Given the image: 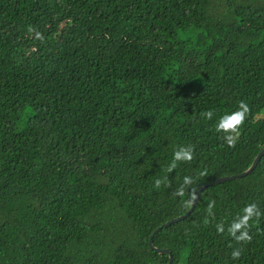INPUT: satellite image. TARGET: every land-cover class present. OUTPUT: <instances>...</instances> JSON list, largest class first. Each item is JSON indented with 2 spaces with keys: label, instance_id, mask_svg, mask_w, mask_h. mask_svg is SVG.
I'll return each mask as SVG.
<instances>
[{
  "label": "trees",
  "instance_id": "16d2710c",
  "mask_svg": "<svg viewBox=\"0 0 264 264\" xmlns=\"http://www.w3.org/2000/svg\"><path fill=\"white\" fill-rule=\"evenodd\" d=\"M240 101L229 147L215 125ZM263 147L264 0H0V264H167L148 240L187 211L183 178L241 173ZM249 203L264 211V155L153 245L172 264H264V216L249 244L216 230Z\"/></svg>",
  "mask_w": 264,
  "mask_h": 264
},
{
  "label": "clouds",
  "instance_id": "9594fccd",
  "mask_svg": "<svg viewBox=\"0 0 264 264\" xmlns=\"http://www.w3.org/2000/svg\"><path fill=\"white\" fill-rule=\"evenodd\" d=\"M29 33L35 31L31 26L28 28ZM37 37L40 34L37 33ZM251 112V108L245 101H240L238 109L231 113H226L220 117L215 125V130L218 133H223L222 139L226 142L229 147H235L236 142L241 134V129L245 125L246 120ZM214 112L209 109L201 113V117L208 120H212ZM194 147L179 146L173 153V158L171 163L167 166L166 171L168 173L173 172L177 166L178 162L190 163L194 159ZM201 177H206L208 175L207 170L199 173ZM170 187L171 184L168 181V177L165 176L162 179L158 178L155 180L154 187L160 189L161 186ZM195 181L191 176H185L183 182L174 192L175 196H178L182 200V207L185 210H191L197 205V201L200 199L199 187L194 186ZM216 207V201L214 199L210 200L207 205V212L209 216H214V208ZM264 216V211L256 203H249L243 207L241 214L237 215L236 218L225 227L224 222H220L216 225V230L219 234L225 233L227 231L228 235L231 236L238 244L244 245L252 242V235L250 230L253 222L259 223L260 218ZM242 247L236 248L232 251V258L239 259L242 255Z\"/></svg>",
  "mask_w": 264,
  "mask_h": 264
},
{
  "label": "water",
  "instance_id": "95a60500",
  "mask_svg": "<svg viewBox=\"0 0 264 264\" xmlns=\"http://www.w3.org/2000/svg\"><path fill=\"white\" fill-rule=\"evenodd\" d=\"M263 155H264V147L261 148V150L256 154V156L254 157L253 161L251 162L250 166L247 169H245L244 171H242L241 173H238V174H233V175H229V176L218 177V178H216V179H214V180H212V181H210L208 183H205V184L201 185L199 187V193L198 194H201V192L205 188H207L208 186L214 185L216 183H222V182H225V181H228V180H233V179H236V178H240V177H243V176L249 174L254 169V167L257 165L258 161L260 160V158ZM193 209L187 210L184 214L179 215L177 217H174V218H172L170 220H167L166 222H164L161 225L157 226L154 229L153 233L151 234V236H150V238L148 240V244H149V246H150V248L152 250H154L155 252H158V253L164 252V253H167L168 254L169 259H168L167 264H172V255H171L170 251L167 248H160V247H157V246L153 245L152 238L163 227H167V226H169V225H171V224H173L175 222H178V221L184 219L185 217H187Z\"/></svg>",
  "mask_w": 264,
  "mask_h": 264
}]
</instances>
